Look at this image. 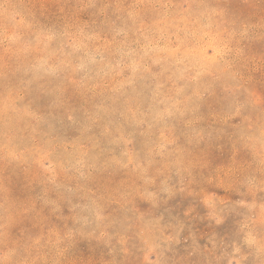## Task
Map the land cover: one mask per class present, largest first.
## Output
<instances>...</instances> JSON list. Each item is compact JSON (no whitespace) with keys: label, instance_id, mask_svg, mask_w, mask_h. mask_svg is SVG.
<instances>
[{"label":"rangeland","instance_id":"374dc122","mask_svg":"<svg viewBox=\"0 0 264 264\" xmlns=\"http://www.w3.org/2000/svg\"><path fill=\"white\" fill-rule=\"evenodd\" d=\"M0 264H264V0H0Z\"/></svg>","mask_w":264,"mask_h":264},{"label":"bare ground","instance_id":"6f19581e","mask_svg":"<svg viewBox=\"0 0 264 264\" xmlns=\"http://www.w3.org/2000/svg\"><path fill=\"white\" fill-rule=\"evenodd\" d=\"M203 5V4H202ZM67 74V73H66ZM89 79V78H88ZM205 90V89H204ZM70 99V98H69ZM56 104V103H55ZM53 106V105H52ZM54 119V118H53Z\"/></svg>","mask_w":264,"mask_h":264}]
</instances>
